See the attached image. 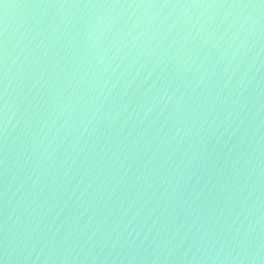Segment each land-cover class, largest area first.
Masks as SVG:
<instances>
[{
    "label": "water",
    "instance_id": "95a60500",
    "mask_svg": "<svg viewBox=\"0 0 264 264\" xmlns=\"http://www.w3.org/2000/svg\"><path fill=\"white\" fill-rule=\"evenodd\" d=\"M0 264H264V0H0Z\"/></svg>",
    "mask_w": 264,
    "mask_h": 264
}]
</instances>
